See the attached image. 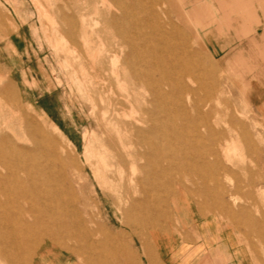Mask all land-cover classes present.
Wrapping results in <instances>:
<instances>
[{
  "label": "rangeland",
  "instance_id": "374dc122",
  "mask_svg": "<svg viewBox=\"0 0 264 264\" xmlns=\"http://www.w3.org/2000/svg\"><path fill=\"white\" fill-rule=\"evenodd\" d=\"M104 1L0 0V89L8 85L17 93L22 109L38 128L45 129L59 153L73 154L85 167L82 174H68V178L80 187L78 192L84 197L78 203L83 212L80 222L95 232L99 255L87 256L83 251L86 243L68 232L43 236L38 247L51 241L84 264H156L155 236L160 231L170 232L173 226L183 230L177 210L184 203L208 218L215 234L223 231L230 243L241 245L251 264L264 261L259 236L264 227L258 221L264 218V86H252L243 74V63L249 75L253 71L248 64L253 61L213 59L189 16L180 11L178 0ZM133 24L152 39L163 34L173 40L179 27L194 52L199 96L214 106L211 120L218 133L214 154L207 146L195 151L198 160L203 154L204 162H200L204 164L194 174L177 172L168 179L162 192L167 197L161 201L167 217L157 213V197L152 195L157 216L151 224L145 216L125 217L111 191L102 187L94 173L100 154L115 163L126 150H149L150 136L137 131L153 121L146 112L148 93L125 66L129 48L117 33L118 26L132 29ZM122 50L124 54L115 61L114 51ZM0 102L10 105L1 94ZM114 165L122 177L114 184L126 190L131 184L130 167ZM139 173L137 169L134 177ZM253 180H258L259 187L250 188L248 183ZM133 186V195L140 198L137 183ZM250 192L255 196H248Z\"/></svg>",
  "mask_w": 264,
  "mask_h": 264
},
{
  "label": "bare ground",
  "instance_id": "6f19581e",
  "mask_svg": "<svg viewBox=\"0 0 264 264\" xmlns=\"http://www.w3.org/2000/svg\"><path fill=\"white\" fill-rule=\"evenodd\" d=\"M130 27L132 29L120 25L117 33L129 48L125 66L135 83L148 93L149 109L146 112L153 121L137 131L150 136L149 150H126L119 158L116 157L115 163L100 154L94 173L102 187L111 191L125 217L145 216L147 223L151 224L157 216L152 209V195L157 197L154 202L157 213L163 215L162 218L167 217L168 211L162 213L161 201L167 197L162 192L168 179L177 172L194 174L202 166L200 164H204L200 162L203 154H199L198 160L195 151L199 146H207L214 154L218 150V133L211 120L214 106L208 101L203 102L199 96L194 52L179 27H176L177 36L173 40L163 38V34L152 39L146 32H138L136 24ZM123 54V50L114 51L115 61H119ZM0 94L10 101L9 108L0 102V264H33L34 253L37 255L42 237H54L58 232L80 237L86 243L83 251L87 256L97 257L96 245L99 242L93 237L95 232L80 222L83 212L78 203L84 197L78 192L80 187L68 178V174H82L85 167L73 154L59 153L55 142L25 113L17 93L8 85L0 89ZM129 113L132 114L130 110ZM114 164L121 168L130 167L128 179L131 184L126 190H121L119 183L114 184L120 178ZM137 169L140 173L135 178ZM258 180L249 182L250 188L259 187ZM136 183L142 193L140 198L133 195V188H136L133 184ZM251 192L248 196L252 197ZM230 195L235 201V192ZM244 209L242 207L241 210ZM258 221L264 227V218ZM252 226L254 229L255 225ZM259 236L264 247V234L259 232ZM90 263L93 262L90 260ZM258 264H264V261L260 259Z\"/></svg>",
  "mask_w": 264,
  "mask_h": 264
},
{
  "label": "crops",
  "instance_id": "0c3cea01",
  "mask_svg": "<svg viewBox=\"0 0 264 264\" xmlns=\"http://www.w3.org/2000/svg\"><path fill=\"white\" fill-rule=\"evenodd\" d=\"M178 2L213 59L253 61L248 64L253 71L249 75L243 63L244 80L252 86H264V71L260 72V67L264 68V0ZM260 27L263 31L256 34ZM177 213L183 230L173 226L170 232L157 233L153 256L156 264H251L242 246L230 243L223 231L215 234L213 224L192 205L180 204ZM36 254L33 264H84L50 241L42 243Z\"/></svg>",
  "mask_w": 264,
  "mask_h": 264
}]
</instances>
